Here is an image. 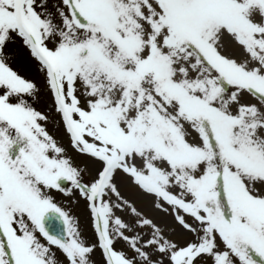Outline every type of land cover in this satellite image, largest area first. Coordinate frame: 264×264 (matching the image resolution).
<instances>
[{
	"label": "snow or ice",
	"instance_id": "snow-or-ice-1",
	"mask_svg": "<svg viewBox=\"0 0 264 264\" xmlns=\"http://www.w3.org/2000/svg\"><path fill=\"white\" fill-rule=\"evenodd\" d=\"M0 264H264V0H0Z\"/></svg>",
	"mask_w": 264,
	"mask_h": 264
}]
</instances>
